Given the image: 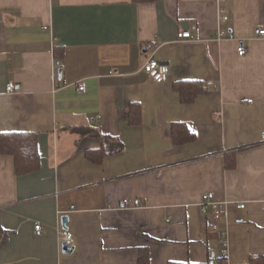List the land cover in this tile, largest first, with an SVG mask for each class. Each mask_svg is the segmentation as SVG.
Returning a JSON list of instances; mask_svg holds the SVG:
<instances>
[{"label": "crops", "instance_id": "crops-1", "mask_svg": "<svg viewBox=\"0 0 264 264\" xmlns=\"http://www.w3.org/2000/svg\"><path fill=\"white\" fill-rule=\"evenodd\" d=\"M257 27L264 0H0V133H36L41 156L38 170L19 175L14 156L0 154V264H138L142 247L150 264L203 262L224 246L228 264L263 255ZM188 29L194 38L178 40ZM154 41L156 59L169 65L162 83L143 70ZM242 42L247 53L239 55ZM184 79L203 87L191 103L174 88ZM174 122L187 124L195 140L175 145ZM76 127L122 150L93 162L86 151L103 137ZM208 192L223 204L220 219L201 211ZM124 198L142 206L124 208ZM64 215L75 236L71 253L59 239Z\"/></svg>", "mask_w": 264, "mask_h": 264}, {"label": "trees", "instance_id": "trees-1", "mask_svg": "<svg viewBox=\"0 0 264 264\" xmlns=\"http://www.w3.org/2000/svg\"><path fill=\"white\" fill-rule=\"evenodd\" d=\"M137 2L155 0H135ZM63 48L61 45L55 47V57L62 60ZM174 88L179 92L183 103H191L202 92V84L198 80L184 79L174 83ZM134 104V103H133ZM131 104V107L132 105ZM75 131L88 135H101L98 131L76 127ZM102 136V135H101ZM103 144L99 148L88 149L86 156L93 162H102L105 157L115 154L122 150V145L114 143L113 138L103 135ZM171 138L175 145H182L193 141L196 134L184 122H174L171 125ZM0 154H9L15 158V169L17 174L33 172L41 165V156L37 145V134L33 132L13 131L0 133ZM234 153L226 156V166H235ZM138 264H150V255L147 247H142L139 253ZM168 264H228L222 255L211 257L203 262H181L170 261ZM249 264H264V254L251 257Z\"/></svg>", "mask_w": 264, "mask_h": 264}, {"label": "built area", "instance_id": "built-area-1", "mask_svg": "<svg viewBox=\"0 0 264 264\" xmlns=\"http://www.w3.org/2000/svg\"><path fill=\"white\" fill-rule=\"evenodd\" d=\"M220 2H226L227 0H219ZM219 14L221 19L227 21L229 19L228 10L224 6H219L218 8ZM255 34L258 36H264V27H257L255 28ZM224 32H218V38L224 37ZM194 35L191 30H181L177 34V39L180 41L192 40ZM161 43L154 41L150 45H148V50L151 52L147 60L143 65V70L148 74V76L153 79L157 83L165 82L168 79L169 75V65L167 63L161 62L156 59L155 54L160 48ZM239 55H244L247 53L246 46L242 43L239 44L238 48ZM61 68V66H59ZM16 84L14 82H9L7 84V91L12 92L16 90ZM83 88V87H80ZM245 103H252L253 98L245 97L242 99ZM122 205L124 208H135L142 206V201L139 198L130 200L128 198H124L122 201ZM240 208H244L245 205L241 203L238 205ZM201 211L204 214H209L210 211L212 212V217L214 219L222 218L223 212V204L216 200L215 195L213 192L205 193L202 196V201L200 203ZM213 228H217V225H213ZM35 230L37 234H41L43 231V227L41 223L35 224ZM59 239L61 242L67 241L70 245H74L75 243V236L70 229H64L63 227L59 230ZM222 257L228 262V249L226 246L222 249Z\"/></svg>", "mask_w": 264, "mask_h": 264}, {"label": "water", "instance_id": "water-1", "mask_svg": "<svg viewBox=\"0 0 264 264\" xmlns=\"http://www.w3.org/2000/svg\"><path fill=\"white\" fill-rule=\"evenodd\" d=\"M59 74H60V75L62 74V70H61V69L59 70ZM68 221H69V216H68V215H64V216L62 217V225H63V228H64V229H69V226L67 225ZM62 248H63V251H64L65 253H71V252H73L74 249H75L74 245H70V243L67 242V241H64V242L62 243Z\"/></svg>", "mask_w": 264, "mask_h": 264}]
</instances>
